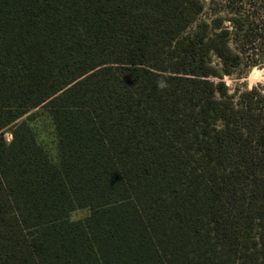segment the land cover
I'll list each match as a JSON object with an SVG mask.
<instances>
[{"label":"trees","instance_id":"trees-1","mask_svg":"<svg viewBox=\"0 0 264 264\" xmlns=\"http://www.w3.org/2000/svg\"><path fill=\"white\" fill-rule=\"evenodd\" d=\"M203 8L0 0V264H264V84Z\"/></svg>","mask_w":264,"mask_h":264},{"label":"rangeland","instance_id":"rangeland-1","mask_svg":"<svg viewBox=\"0 0 264 264\" xmlns=\"http://www.w3.org/2000/svg\"><path fill=\"white\" fill-rule=\"evenodd\" d=\"M202 2L204 8L199 21H207L210 16H221L224 20V28L232 32L235 31L234 26L242 28L234 33L238 42L231 43L233 52L240 53L241 63L229 75L223 76L228 93L236 95L254 86H262L264 84V0H202ZM235 18L239 21L233 23L232 20ZM214 62L218 63L216 59ZM216 66L219 68L218 65ZM29 114L35 115L29 124L34 129L36 138L50 157L54 158V129L50 118L41 108H35L21 120H26ZM4 137L7 143L10 142V131H5ZM88 214L87 209H77L70 213L69 219L81 220Z\"/></svg>","mask_w":264,"mask_h":264},{"label":"clouds","instance_id":"clouds-1","mask_svg":"<svg viewBox=\"0 0 264 264\" xmlns=\"http://www.w3.org/2000/svg\"><path fill=\"white\" fill-rule=\"evenodd\" d=\"M166 86H167V85L165 84L164 81H162V80H158V81H157V87H158V88L163 89V88H165Z\"/></svg>","mask_w":264,"mask_h":264}]
</instances>
